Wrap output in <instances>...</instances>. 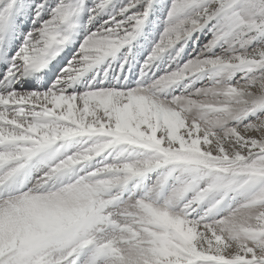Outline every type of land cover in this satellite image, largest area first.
<instances>
[{"label":"snow or ice","instance_id":"obj_1","mask_svg":"<svg viewBox=\"0 0 264 264\" xmlns=\"http://www.w3.org/2000/svg\"><path fill=\"white\" fill-rule=\"evenodd\" d=\"M0 264H264V0H0Z\"/></svg>","mask_w":264,"mask_h":264}]
</instances>
